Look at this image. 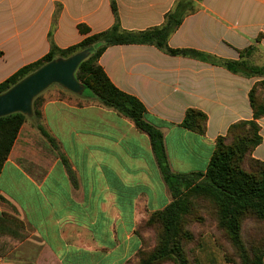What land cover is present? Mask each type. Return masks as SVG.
Instances as JSON below:
<instances>
[{
  "label": "crops",
  "instance_id": "0c3cea01",
  "mask_svg": "<svg viewBox=\"0 0 264 264\" xmlns=\"http://www.w3.org/2000/svg\"><path fill=\"white\" fill-rule=\"evenodd\" d=\"M177 1L0 0V82L51 44L80 42L79 25L88 34L115 23L139 32L161 26ZM192 1L167 38L170 48L264 65V0ZM258 55L263 62L251 61ZM98 61L118 89L143 104L176 173L205 171L217 137L252 118L249 91L262 78L152 44L111 45ZM39 102L37 121L22 123L0 171V264H133L144 246L136 228L171 201L149 136L130 118L57 84ZM189 108L207 116L203 134L180 125ZM257 123L261 141L251 156L264 161V116ZM4 214L24 223V239L17 241L16 222ZM220 255L216 264H228Z\"/></svg>",
  "mask_w": 264,
  "mask_h": 264
},
{
  "label": "trees",
  "instance_id": "16d2710c",
  "mask_svg": "<svg viewBox=\"0 0 264 264\" xmlns=\"http://www.w3.org/2000/svg\"><path fill=\"white\" fill-rule=\"evenodd\" d=\"M192 2L178 0L172 11L166 14L161 26L139 32H124L115 23L106 30L88 34L87 26L79 25L78 29L85 34L80 42L64 49L51 44L48 52L39 60L19 68L1 81L0 93L54 58L68 57L77 51L89 49L90 53L78 65L75 77L101 105L130 118L139 130L149 136L157 166L171 196V201L163 209L151 212L142 221L146 226L160 230L158 240L151 249L141 247L132 263L158 264L173 260L175 264H190L183 249V240H191L193 233L184 228V218L191 213L192 198L201 196L213 201L216 206L217 227L232 244L238 264H264V240L263 243L260 241L247 245L241 234L242 222L247 215L264 221V161L251 156L254 147L261 141L257 119L264 116V65H255L247 59H219L193 49L170 48L167 38L178 27L186 12L192 9ZM130 43L152 44L172 55L192 56L223 65L232 72L262 77L249 91L252 118L231 124L226 135L217 137L204 172L176 173L170 169L162 132L145 120V108L140 100L118 89L99 64V57L108 46ZM252 51L253 47H250L244 54ZM40 96L41 94L36 96L32 102L33 115L36 116L40 115ZM26 118L19 112L0 117V171ZM206 122L207 116L202 111L189 108L180 125L203 134ZM37 128L52 141L41 125L38 124ZM239 129H243L244 133L240 134ZM244 159L254 166L252 171L241 168L240 164ZM4 217H11L16 222L19 229L17 241L27 236L28 232L20 219L5 214ZM136 232L142 236L137 228Z\"/></svg>",
  "mask_w": 264,
  "mask_h": 264
},
{
  "label": "rangeland",
  "instance_id": "374dc122",
  "mask_svg": "<svg viewBox=\"0 0 264 264\" xmlns=\"http://www.w3.org/2000/svg\"><path fill=\"white\" fill-rule=\"evenodd\" d=\"M251 61L261 63L263 56L258 55ZM83 94L96 99L87 89L84 90ZM37 118L38 116L32 115L25 120L35 122ZM246 130L245 127L244 131ZM239 132L240 134L244 133L243 129H239ZM240 166L248 172L254 169V166L247 159H244ZM192 202L191 213L184 218V228L193 233L191 240H183V249L189 263L208 264V261L213 259L216 264L220 260L221 253L228 264H238V258L232 244L223 231L217 227V212L213 201L201 196H194ZM137 229L142 235L144 246L151 249L157 243L158 231L160 230L156 227H148L144 223H141ZM241 234L247 245L262 242L264 240V221L247 215L242 222ZM158 264H175V262L165 260Z\"/></svg>",
  "mask_w": 264,
  "mask_h": 264
},
{
  "label": "water",
  "instance_id": "95a60500",
  "mask_svg": "<svg viewBox=\"0 0 264 264\" xmlns=\"http://www.w3.org/2000/svg\"><path fill=\"white\" fill-rule=\"evenodd\" d=\"M89 53V49H83L68 57L54 58L0 93V117L15 112L31 117L33 99L53 84L82 95L85 86L75 77V71Z\"/></svg>",
  "mask_w": 264,
  "mask_h": 264
}]
</instances>
